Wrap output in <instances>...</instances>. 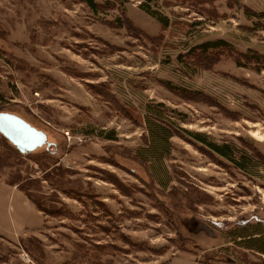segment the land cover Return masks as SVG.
<instances>
[{"label":"rangeland","instance_id":"obj_1","mask_svg":"<svg viewBox=\"0 0 264 264\" xmlns=\"http://www.w3.org/2000/svg\"><path fill=\"white\" fill-rule=\"evenodd\" d=\"M96 1L0 0V264H264V0Z\"/></svg>","mask_w":264,"mask_h":264},{"label":"water","instance_id":"obj_2","mask_svg":"<svg viewBox=\"0 0 264 264\" xmlns=\"http://www.w3.org/2000/svg\"><path fill=\"white\" fill-rule=\"evenodd\" d=\"M0 133L20 153H31L37 148L46 145V133L31 125L17 114L0 111Z\"/></svg>","mask_w":264,"mask_h":264},{"label":"trees","instance_id":"obj_3","mask_svg":"<svg viewBox=\"0 0 264 264\" xmlns=\"http://www.w3.org/2000/svg\"><path fill=\"white\" fill-rule=\"evenodd\" d=\"M79 1L88 5L93 11H97L102 5H104V4L99 3L96 0H79ZM144 1H145V3H148L152 0H144ZM107 4H111V3H107ZM104 6L108 7L107 5H104ZM146 11L149 12L150 14L155 15L157 17V19L161 22L162 27H165L167 25V19L165 17L158 16L150 10H146ZM220 46H226L227 47V46H229V44L223 39H218V40H214V41L203 42V43L198 45V48H200L201 51H207L209 49L217 48ZM211 146H213V150L216 151L217 153L221 154L222 156L229 157L228 153L225 151V149H223V147H219L216 145H211ZM258 157H259V154H258ZM20 190L23 191V193L30 199V196L24 190H22V188ZM30 200L35 204V206L39 210H42L40 208V205H38L37 202H35L32 199H30Z\"/></svg>","mask_w":264,"mask_h":264},{"label":"crops","instance_id":"obj_4","mask_svg":"<svg viewBox=\"0 0 264 264\" xmlns=\"http://www.w3.org/2000/svg\"><path fill=\"white\" fill-rule=\"evenodd\" d=\"M11 190H19L18 188H16L15 186H11ZM21 191V190H20ZM22 192V191H21ZM22 194L24 195V193L22 192ZM25 196V195H24Z\"/></svg>","mask_w":264,"mask_h":264},{"label":"built area","instance_id":"obj_5","mask_svg":"<svg viewBox=\"0 0 264 264\" xmlns=\"http://www.w3.org/2000/svg\"><path fill=\"white\" fill-rule=\"evenodd\" d=\"M66 134L68 135V133L66 132Z\"/></svg>","mask_w":264,"mask_h":264}]
</instances>
